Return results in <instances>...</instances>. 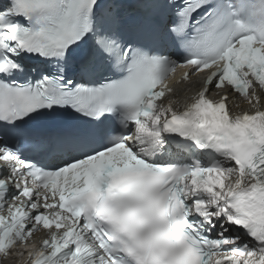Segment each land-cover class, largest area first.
I'll return each instance as SVG.
<instances>
[{
  "label": "snow or ice",
  "instance_id": "snow-or-ice-1",
  "mask_svg": "<svg viewBox=\"0 0 264 264\" xmlns=\"http://www.w3.org/2000/svg\"><path fill=\"white\" fill-rule=\"evenodd\" d=\"M144 6L159 27L126 38L123 0L0 5V257L264 264V0ZM177 68L208 70L182 110Z\"/></svg>",
  "mask_w": 264,
  "mask_h": 264
},
{
  "label": "bare ground",
  "instance_id": "bare-ground-1",
  "mask_svg": "<svg viewBox=\"0 0 264 264\" xmlns=\"http://www.w3.org/2000/svg\"><path fill=\"white\" fill-rule=\"evenodd\" d=\"M228 96H229L228 104H229V108H230L232 114H238L241 111H251L252 110L250 105L243 99L238 100L235 104L239 105V107H235L233 104L231 96L230 95H228ZM210 98L218 100L219 96L211 94ZM261 107H264V98H262ZM9 264H13V263L10 261Z\"/></svg>",
  "mask_w": 264,
  "mask_h": 264
}]
</instances>
